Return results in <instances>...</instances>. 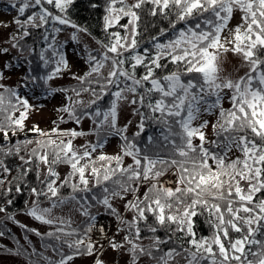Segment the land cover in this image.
I'll list each match as a JSON object with an SVG mask.
<instances>
[{
  "label": "snow or ice",
  "instance_id": "6c2138e0",
  "mask_svg": "<svg viewBox=\"0 0 264 264\" xmlns=\"http://www.w3.org/2000/svg\"><path fill=\"white\" fill-rule=\"evenodd\" d=\"M82 7L94 25L76 18ZM9 8L0 237L12 221L27 247L0 249L24 264H264V0ZM230 58L243 74L226 71ZM40 96L58 102L48 129L29 123ZM24 196L19 211L46 231L9 211Z\"/></svg>",
  "mask_w": 264,
  "mask_h": 264
},
{
  "label": "rangeland",
  "instance_id": "374dc122",
  "mask_svg": "<svg viewBox=\"0 0 264 264\" xmlns=\"http://www.w3.org/2000/svg\"><path fill=\"white\" fill-rule=\"evenodd\" d=\"M7 7H8V0H0V21H10L12 17L16 14L15 11L10 8L7 11H5ZM238 19H239V14H237V20ZM0 31H3V29H0ZM230 59H231V64L226 67V71L231 72L233 75L243 74V72L246 69L240 68L239 73H237L236 68L239 67V61L237 59H232V58ZM60 83L67 84V83H74V81H69L68 78L65 77L64 80L60 81ZM40 101L44 104L43 111L40 113L33 114L32 119L29 121V123L30 124L37 123L39 124L41 128L48 129L53 126L51 121L57 118L58 113H56L54 109L58 106V102L56 100H51V101L46 100L45 97L40 99ZM61 127L72 128V127H76V125L72 123H67V124L61 125ZM76 143L77 144L83 143V140L78 139ZM112 150L113 148L108 149L109 152H111ZM58 170L61 172V175L63 176L67 169L64 166H61V168ZM42 206L46 207L48 205L45 203ZM66 213H67V210H64V212H61L60 210L54 211L55 215H63ZM14 214L18 221H20L23 224L28 225L29 227L38 228L41 232L46 231L49 227L46 225L41 226L39 222L32 220L30 217L24 215L20 211H17ZM3 215H4L3 213H0V217H2ZM74 219L78 220L79 218L74 217ZM4 223L9 231L6 233L4 237H0V245H2L4 248H12L13 250H15V247H16L15 240H19L20 244L27 247V243L23 239L24 230L21 229L18 224H14L12 221H5ZM13 237H15V239H13ZM29 238L32 240L33 244L37 248L40 247L39 237H36L35 235L29 233ZM114 256H115V253H109L106 256V259L111 261ZM117 259L119 258L117 257ZM0 264H24V262H23V257H14L12 256V254L4 252L2 249H0Z\"/></svg>",
  "mask_w": 264,
  "mask_h": 264
},
{
  "label": "trees",
  "instance_id": "16d2710c",
  "mask_svg": "<svg viewBox=\"0 0 264 264\" xmlns=\"http://www.w3.org/2000/svg\"><path fill=\"white\" fill-rule=\"evenodd\" d=\"M76 18L78 20H80L81 22L87 21L93 25L95 24V16H93L88 10H86L83 7L79 9V12H78V15L76 16ZM93 31L98 32V29L94 28ZM42 98H44V96H40V99H42ZM66 171H65V173H66ZM25 199H27L26 196L17 198V200L15 202V206L10 207L9 211L12 213H15V212L19 211V209L23 208ZM201 231L203 232V234H207L206 227L201 226Z\"/></svg>",
  "mask_w": 264,
  "mask_h": 264
}]
</instances>
